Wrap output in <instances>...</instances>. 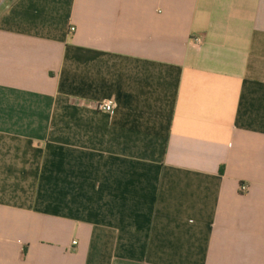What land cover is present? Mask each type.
<instances>
[{"label": "crops", "instance_id": "crops-1", "mask_svg": "<svg viewBox=\"0 0 264 264\" xmlns=\"http://www.w3.org/2000/svg\"><path fill=\"white\" fill-rule=\"evenodd\" d=\"M0 264H264V0H0Z\"/></svg>", "mask_w": 264, "mask_h": 264}, {"label": "built area", "instance_id": "built-area-1", "mask_svg": "<svg viewBox=\"0 0 264 264\" xmlns=\"http://www.w3.org/2000/svg\"><path fill=\"white\" fill-rule=\"evenodd\" d=\"M73 29H71L72 31ZM196 43H200V40L199 39H196L195 40ZM114 108H115V104L114 102L112 101H104V102H101L97 105V110L98 111H101V112H104V113H107V114H113L114 112Z\"/></svg>", "mask_w": 264, "mask_h": 264}]
</instances>
